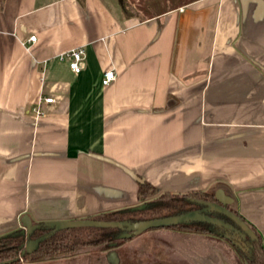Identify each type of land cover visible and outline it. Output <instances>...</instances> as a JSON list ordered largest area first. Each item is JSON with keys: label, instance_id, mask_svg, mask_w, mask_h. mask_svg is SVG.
<instances>
[{"label": "crops", "instance_id": "crops-1", "mask_svg": "<svg viewBox=\"0 0 264 264\" xmlns=\"http://www.w3.org/2000/svg\"><path fill=\"white\" fill-rule=\"evenodd\" d=\"M165 1H0V235L136 207L146 181L221 188L264 240V0Z\"/></svg>", "mask_w": 264, "mask_h": 264}, {"label": "trees", "instance_id": "trees-1", "mask_svg": "<svg viewBox=\"0 0 264 264\" xmlns=\"http://www.w3.org/2000/svg\"><path fill=\"white\" fill-rule=\"evenodd\" d=\"M118 1L127 11L126 0ZM139 191L141 196L146 192L159 195L146 201L142 209H163L162 216L199 211L221 222L193 218L133 234L125 223L122 226L57 227L54 223L40 221L34 223L29 231L16 228L0 235V264H37L58 259L68 262L82 254L86 255L87 264H229L230 258L226 260L220 252L221 247L230 251L235 264H264V240L258 229L228 206L226 208L231 214L211 207L210 202L217 203L213 193L201 190L179 194L161 192L146 181L140 182ZM135 210V207L120 208L89 219L132 223L141 220L130 214ZM158 228L171 232L173 246L182 256L180 260L169 259L158 252L143 257L130 249L121 250L133 237ZM28 241L33 243L29 250L26 247ZM111 252L117 254L113 259Z\"/></svg>", "mask_w": 264, "mask_h": 264}, {"label": "rangeland", "instance_id": "rangeland-1", "mask_svg": "<svg viewBox=\"0 0 264 264\" xmlns=\"http://www.w3.org/2000/svg\"><path fill=\"white\" fill-rule=\"evenodd\" d=\"M126 2L129 14H137L141 11L147 10L146 8L148 7V4L151 10L167 4L165 0H160V2L157 3L148 0H126ZM157 196H159L158 193L153 192L152 194V192H146L140 197L141 202L135 207L137 210L130 212V214L136 218H141V220L162 217V214H164L163 209H142L146 201L156 198ZM31 246L33 245L31 244L30 247ZM125 249H130V251L138 253L143 257L144 255L153 256V254L158 252L172 260H180L182 258L181 254L173 246L171 232L166 228L150 229L133 237V239L127 241L124 246L121 247V250ZM220 252L226 256V260L230 258L228 262L229 264L236 263V260L234 256L231 255L230 251L221 247ZM37 264H87V260L86 255L82 254L79 255L77 259L68 260V262H66V260L58 259L56 261L39 262Z\"/></svg>", "mask_w": 264, "mask_h": 264}, {"label": "water", "instance_id": "water-1", "mask_svg": "<svg viewBox=\"0 0 264 264\" xmlns=\"http://www.w3.org/2000/svg\"><path fill=\"white\" fill-rule=\"evenodd\" d=\"M215 199L217 200V203H209L211 207H215L218 209H221L223 211L228 212L230 211L226 206H228L232 202V198L228 196L223 189L219 188L216 191H214ZM229 207V206H228ZM207 219L209 221L214 222H221L220 220L213 218L211 216H207L202 214L201 212L197 211H190L184 214L175 215V216H162L159 218H153L148 220H138L136 222L132 223H126L124 221H114V220H90L89 218H83V219H75V220H65V221H51L50 223H54L57 225V227H70V226H79V225H99V226H117V225H123L126 224V228L130 231H133V234H138L146 229L152 228V227H163V226H169L176 224L181 221L189 220V219ZM238 219V218H237ZM239 220V219H238ZM240 221V220H239ZM241 222V221H240ZM23 223V229L26 231H29L32 227H34V224L30 220L28 216H23L22 219ZM243 226L247 227L243 222H241ZM33 245L31 241H28L26 243V247L29 250L31 247L30 245ZM117 254L115 252H111L110 257L113 259L116 257Z\"/></svg>", "mask_w": 264, "mask_h": 264}, {"label": "built area", "instance_id": "built-area-1", "mask_svg": "<svg viewBox=\"0 0 264 264\" xmlns=\"http://www.w3.org/2000/svg\"><path fill=\"white\" fill-rule=\"evenodd\" d=\"M36 40V36L34 34L29 35L26 39L22 40V44L26 45L28 48L32 42ZM61 58L67 59L68 66L74 73H79L85 66V49L83 46L72 48L60 55ZM115 78V72L113 69H108L103 72L102 76V84L108 85ZM55 101L52 96H40L36 102V104L32 106L31 110L35 117L41 116L44 111L42 109V105L44 103H51Z\"/></svg>", "mask_w": 264, "mask_h": 264}]
</instances>
